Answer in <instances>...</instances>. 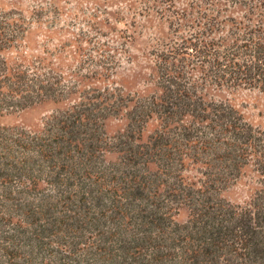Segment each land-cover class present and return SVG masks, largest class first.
Returning <instances> with one entry per match:
<instances>
[{"label": "trees", "instance_id": "16d2710c", "mask_svg": "<svg viewBox=\"0 0 264 264\" xmlns=\"http://www.w3.org/2000/svg\"><path fill=\"white\" fill-rule=\"evenodd\" d=\"M240 3V17L219 0L169 17L150 94L80 89L42 61L10 63L32 20L0 6V115L65 103L40 131L0 123V264H264V130L204 94L208 83L264 92V0ZM122 113L110 136L106 120ZM190 162L199 184L184 175ZM249 165L260 174L250 200L222 196Z\"/></svg>", "mask_w": 264, "mask_h": 264}, {"label": "rangeland", "instance_id": "374dc122", "mask_svg": "<svg viewBox=\"0 0 264 264\" xmlns=\"http://www.w3.org/2000/svg\"><path fill=\"white\" fill-rule=\"evenodd\" d=\"M206 1L209 0H0V6L18 8L32 20L25 38L6 50L5 56L10 63L42 61L77 82L80 89L108 85L120 87L125 93L150 94L158 89L153 51L170 35L169 17L190 3ZM240 1L219 0L229 5L223 14L242 16L248 7ZM260 11L264 20V8ZM204 94L233 104L249 122L264 130V92L259 88L208 83ZM64 104L46 101L5 112L0 115V123L40 131L44 118ZM126 122L124 113L110 116L106 120L108 134H117ZM157 124L156 119L150 120L144 135ZM107 157L113 159L115 154L108 152ZM184 175L198 184L203 179L198 165L192 162ZM259 179V172L249 165L221 189V194L244 204L259 186ZM188 215V209L182 207L175 218L182 222Z\"/></svg>", "mask_w": 264, "mask_h": 264}]
</instances>
